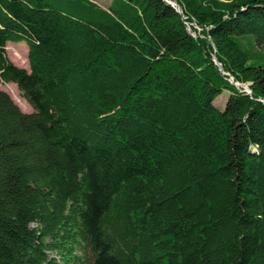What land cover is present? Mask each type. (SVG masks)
I'll return each instance as SVG.
<instances>
[{
    "label": "trees",
    "instance_id": "16d2710c",
    "mask_svg": "<svg viewBox=\"0 0 264 264\" xmlns=\"http://www.w3.org/2000/svg\"><path fill=\"white\" fill-rule=\"evenodd\" d=\"M0 80V264H264V0H0Z\"/></svg>",
    "mask_w": 264,
    "mask_h": 264
},
{
    "label": "rangeland",
    "instance_id": "374dc122",
    "mask_svg": "<svg viewBox=\"0 0 264 264\" xmlns=\"http://www.w3.org/2000/svg\"><path fill=\"white\" fill-rule=\"evenodd\" d=\"M96 2L97 4L107 7L108 4L110 3V0H91ZM7 44L10 45L12 48L11 51L6 50L7 57L9 60L16 66L20 68H24L26 70H29V65H28V60H27V46L25 43L20 42V43H13V42H8ZM8 47V46H7ZM16 51L17 54L14 52ZM242 87H246L245 85ZM0 89L5 91L11 99L14 101V103L19 107V109L24 112V113H31L32 108L31 106L25 101V99L22 97V94L20 91H18L16 85L13 83H3L0 80ZM228 93L223 92L220 96H218L214 100V105L218 108H223L226 98H227Z\"/></svg>",
    "mask_w": 264,
    "mask_h": 264
},
{
    "label": "water",
    "instance_id": "95a60500",
    "mask_svg": "<svg viewBox=\"0 0 264 264\" xmlns=\"http://www.w3.org/2000/svg\"><path fill=\"white\" fill-rule=\"evenodd\" d=\"M172 6H175V4H172ZM221 70V69H220ZM222 71V70H221ZM244 91H246L247 94L250 93V91L247 89V87L244 88Z\"/></svg>",
    "mask_w": 264,
    "mask_h": 264
}]
</instances>
